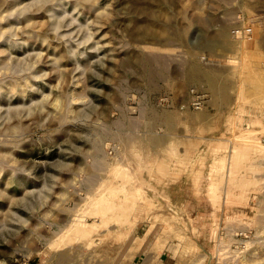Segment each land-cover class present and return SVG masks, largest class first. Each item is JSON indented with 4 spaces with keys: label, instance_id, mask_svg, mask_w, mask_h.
<instances>
[{
    "label": "rangeland",
    "instance_id": "374dc122",
    "mask_svg": "<svg viewBox=\"0 0 264 264\" xmlns=\"http://www.w3.org/2000/svg\"><path fill=\"white\" fill-rule=\"evenodd\" d=\"M0 264H264V0H0Z\"/></svg>",
    "mask_w": 264,
    "mask_h": 264
}]
</instances>
